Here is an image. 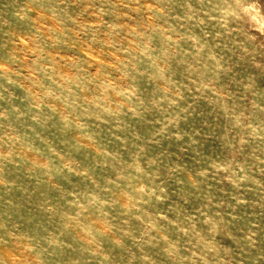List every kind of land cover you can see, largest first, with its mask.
<instances>
[{"label":"rangeland","instance_id":"1","mask_svg":"<svg viewBox=\"0 0 264 264\" xmlns=\"http://www.w3.org/2000/svg\"><path fill=\"white\" fill-rule=\"evenodd\" d=\"M0 264H264V0H0Z\"/></svg>","mask_w":264,"mask_h":264}]
</instances>
